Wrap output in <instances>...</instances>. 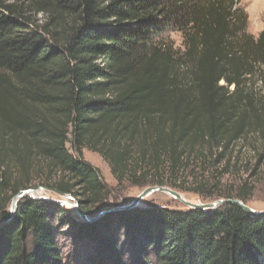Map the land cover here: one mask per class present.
<instances>
[{"label":"trees","instance_id":"1","mask_svg":"<svg viewBox=\"0 0 264 264\" xmlns=\"http://www.w3.org/2000/svg\"><path fill=\"white\" fill-rule=\"evenodd\" d=\"M248 19L238 0H0V264H264V214L234 204L82 220L26 195L8 210L38 160L100 211L111 190L84 149L144 188L224 176L252 137L264 156V28Z\"/></svg>","mask_w":264,"mask_h":264},{"label":"rangeland","instance_id":"2","mask_svg":"<svg viewBox=\"0 0 264 264\" xmlns=\"http://www.w3.org/2000/svg\"><path fill=\"white\" fill-rule=\"evenodd\" d=\"M238 1L239 7L243 8L248 14V31L257 36L264 28V0ZM39 16L42 17V15ZM172 38L177 47H183L182 35L180 33H173ZM253 142L257 149L252 146ZM243 145V148L241 147L239 149L240 145L237 147L235 151L236 156L229 168V172L226 174L224 173V176H222L221 170H218L217 173L215 170H211V172L208 173L188 170L185 174L181 175L176 182L178 188L169 185L164 186L175 189L192 201L205 202L223 199L225 195L235 196L237 192L241 191L248 196L246 203L251 208L256 211H264V156H262V145L257 144L253 137ZM68 148L72 154L76 155L75 149L72 147L71 143H68ZM83 158L99 169L100 175L111 190L108 202L103 206L102 210L123 205L136 198L145 189L144 187L132 186L129 183L119 186L110 171L109 164L98 153L89 149H84ZM32 164H35L34 169L40 170V172L38 171L39 173L35 172L34 177L31 179L33 181L32 187H41L44 196L49 199L66 200L71 204L70 207L65 203L64 205L66 208L73 215L79 217L76 209L72 205L75 201L79 202L77 197L74 196L76 200L66 199L48 190L50 188L48 185L54 183L58 177L57 174L55 175L50 171L46 162L33 160ZM19 169H21L20 164ZM8 195H10V193H4L2 197L4 196L6 200ZM12 200L11 203L8 204L9 212L11 210ZM149 205L166 207L169 209H189L171 195L160 192L150 195L141 207ZM60 238L61 242L70 248L71 245L68 240L64 239L62 236Z\"/></svg>","mask_w":264,"mask_h":264},{"label":"water","instance_id":"3","mask_svg":"<svg viewBox=\"0 0 264 264\" xmlns=\"http://www.w3.org/2000/svg\"><path fill=\"white\" fill-rule=\"evenodd\" d=\"M40 190H41V187H32V188H29L26 190H21L19 193H17L13 197V200H12V205H11V210H10L11 216H14V214L17 212L19 202L26 195H28L32 198H35V199L51 200V201H55L61 205L65 204L64 201L49 199L46 196H41L38 198L35 197V194H38ZM48 190L55 192L56 194H58L62 197H65L66 199L76 200L72 194L62 192V191L55 189V188H49ZM159 192L160 193H167V194L171 195L177 201H179L182 204H184L185 206H187L189 209H199L202 211L209 212V211H214V210L218 209L219 207H221L222 205H225V204H234V205L241 207L243 210H245L247 213H249L251 215L264 214V211H256L253 208H251L247 203H245L243 200H240L237 198L236 199L235 198H223V199H218V200L211 201V202L200 201L198 204H194V203H191L188 200H186L182 196V194L180 192L176 191L175 189L170 188V187H166V186H156V185L146 187L136 198H134L133 200H131V201H129L123 205L115 206V207L107 209V210L101 209L100 211H98L94 215H88V214L84 213L80 208L79 202H77V201H75L72 205L76 209L79 217L82 220H91L97 216H102L105 213L113 211V210L141 207L144 204L145 200L150 195H152L154 193H159ZM8 220L9 219H0V224L6 222Z\"/></svg>","mask_w":264,"mask_h":264},{"label":"bare ground","instance_id":"4","mask_svg":"<svg viewBox=\"0 0 264 264\" xmlns=\"http://www.w3.org/2000/svg\"><path fill=\"white\" fill-rule=\"evenodd\" d=\"M45 191V190H44ZM41 196H44V192L43 191H39V193L38 194H35V197H41ZM182 196L186 199V200H188L189 202H191V203H194V204H198L200 201H192V200H190L188 197H186L185 195H183L182 194ZM68 206H70L71 207V204H69V202H67L66 200H63Z\"/></svg>","mask_w":264,"mask_h":264}]
</instances>
